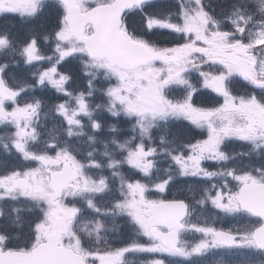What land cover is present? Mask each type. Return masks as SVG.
<instances>
[{
	"label": "snow or ice",
	"instance_id": "obj_1",
	"mask_svg": "<svg viewBox=\"0 0 264 264\" xmlns=\"http://www.w3.org/2000/svg\"><path fill=\"white\" fill-rule=\"evenodd\" d=\"M216 254L264 264V0H0V264Z\"/></svg>",
	"mask_w": 264,
	"mask_h": 264
},
{
	"label": "flooded vegetation",
	"instance_id": "obj_2",
	"mask_svg": "<svg viewBox=\"0 0 264 264\" xmlns=\"http://www.w3.org/2000/svg\"><path fill=\"white\" fill-rule=\"evenodd\" d=\"M211 213H205V215H210ZM235 222L231 218L222 219L218 222L217 226L222 227H232L234 226ZM123 238L127 239V235H125ZM113 244L119 246L118 240H113ZM143 256L140 257H129L130 260H134L135 264H140V261L143 259ZM228 259H239V257H228V256H221L219 254L213 255L209 257L210 264H217V261L219 260H228Z\"/></svg>",
	"mask_w": 264,
	"mask_h": 264
}]
</instances>
